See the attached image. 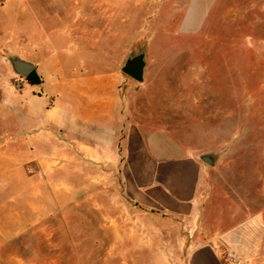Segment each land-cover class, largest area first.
I'll return each mask as SVG.
<instances>
[{
  "label": "rangeland",
  "instance_id": "rangeland-1",
  "mask_svg": "<svg viewBox=\"0 0 264 264\" xmlns=\"http://www.w3.org/2000/svg\"><path fill=\"white\" fill-rule=\"evenodd\" d=\"M27 3L34 8L25 22V59L42 65L52 80L59 68L65 77L113 75L125 112L147 135L153 153L200 162V191L209 198L205 209L214 233H250L251 247L241 239L244 247L231 245V252L239 264H264V0H124L118 10L110 0L91 10L75 8L73 0ZM18 15L16 8L0 9V180L20 161L7 143L19 138L20 99L37 88L9 60L21 50L18 35L7 40L10 27L18 31L19 22L11 21ZM142 48L146 68L140 83L121 66ZM205 154L215 157L213 165L201 159ZM106 198L80 199L54 232L33 235L28 229L14 236L0 227V264H148L155 250L133 248L130 238L118 248L114 226L116 221L131 231L139 224L133 216L148 210L125 189H109ZM153 216L158 228L179 225ZM163 236L153 233L156 240ZM167 251L156 250L159 264ZM227 252L224 246V258Z\"/></svg>",
  "mask_w": 264,
  "mask_h": 264
},
{
  "label": "crops",
  "instance_id": "crops-1",
  "mask_svg": "<svg viewBox=\"0 0 264 264\" xmlns=\"http://www.w3.org/2000/svg\"><path fill=\"white\" fill-rule=\"evenodd\" d=\"M107 1L73 0V6L98 9ZM14 2L0 0V9H19V15L11 20L13 24L19 22L18 31L10 27L7 40L18 35L21 50L13 56L27 60L25 22L28 10L34 7L27 0ZM110 2L116 10L124 7V0ZM34 18L37 20L36 13ZM60 64L57 62V66ZM36 67L42 83L21 97L19 138L7 140L12 143L11 154H18L20 161L0 180L4 191L0 198L8 199L0 204V227L5 232L16 236L28 229L33 235L57 231L60 219L70 216V208L77 201L101 202L107 199L109 189L116 187L125 189L135 205L148 210L143 216L132 215L134 223L139 224L131 231L114 222L120 235L117 247H123L130 238L133 248L155 250L148 264H159L156 250L160 249L168 250L162 264H230L222 256L224 246L229 251L231 245L241 249L242 239L251 247L250 233H214L205 209L209 198L200 191V162L187 155L173 162L154 154L147 135L125 112L113 75L65 77L63 68H59L57 79L52 80L42 65ZM6 93L11 95L9 90ZM158 214L179 225L164 223L156 227L152 215ZM161 231L163 239L156 240L153 233ZM171 233L176 234L174 238ZM2 242L0 239V246Z\"/></svg>",
  "mask_w": 264,
  "mask_h": 264
},
{
  "label": "water",
  "instance_id": "water-1",
  "mask_svg": "<svg viewBox=\"0 0 264 264\" xmlns=\"http://www.w3.org/2000/svg\"><path fill=\"white\" fill-rule=\"evenodd\" d=\"M12 68L18 75L27 78L28 75L35 69V64L20 58L19 56H13L9 58ZM146 68V51L142 48L138 53L129 54L121 66V71L132 78L133 80L142 83L145 78ZM201 159L207 164L213 165L215 157L211 154H205L201 156Z\"/></svg>",
  "mask_w": 264,
  "mask_h": 264
},
{
  "label": "trees",
  "instance_id": "trees-1",
  "mask_svg": "<svg viewBox=\"0 0 264 264\" xmlns=\"http://www.w3.org/2000/svg\"><path fill=\"white\" fill-rule=\"evenodd\" d=\"M26 79L28 83L32 85H40L42 83V78L35 69L28 75Z\"/></svg>",
  "mask_w": 264,
  "mask_h": 264
},
{
  "label": "built area",
  "instance_id": "built-area-1",
  "mask_svg": "<svg viewBox=\"0 0 264 264\" xmlns=\"http://www.w3.org/2000/svg\"><path fill=\"white\" fill-rule=\"evenodd\" d=\"M226 260L230 263V264H239L240 260L237 257V255L234 252H227L226 254Z\"/></svg>",
  "mask_w": 264,
  "mask_h": 264
}]
</instances>
